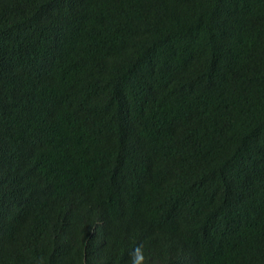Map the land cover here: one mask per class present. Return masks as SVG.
<instances>
[{"label":"trees","instance_id":"1","mask_svg":"<svg viewBox=\"0 0 264 264\" xmlns=\"http://www.w3.org/2000/svg\"><path fill=\"white\" fill-rule=\"evenodd\" d=\"M264 264V0H0V264Z\"/></svg>","mask_w":264,"mask_h":264},{"label":"clouds","instance_id":"2","mask_svg":"<svg viewBox=\"0 0 264 264\" xmlns=\"http://www.w3.org/2000/svg\"><path fill=\"white\" fill-rule=\"evenodd\" d=\"M147 257L142 245H137L131 254V264H146Z\"/></svg>","mask_w":264,"mask_h":264}]
</instances>
